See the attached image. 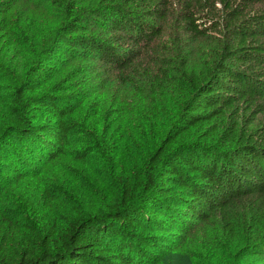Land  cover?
Returning <instances> with one entry per match:
<instances>
[{
    "label": "trees",
    "instance_id": "1",
    "mask_svg": "<svg viewBox=\"0 0 264 264\" xmlns=\"http://www.w3.org/2000/svg\"><path fill=\"white\" fill-rule=\"evenodd\" d=\"M119 1L97 10L89 21L75 2L60 0L66 16L62 47L92 52L118 77L144 60L156 65L155 74L143 70L156 92L169 76V62L150 53L168 0ZM217 1L224 23L207 22L188 6L180 15L186 39L219 31L221 50L198 75L188 59L183 61L177 86L186 103L166 131L143 137L134 183L121 180L117 193L103 197L95 210L86 208L88 201L82 208H66L38 235L0 207V264H146L149 252H162L186 222L215 218L230 249L264 257V0ZM90 22L111 34L114 43L82 35L83 23ZM6 38H12L9 32ZM35 58H16L14 68L21 75L12 82L8 116L0 117V168L18 185L24 182L26 156L53 162L64 154L71 135L68 109L45 91L49 78L34 77ZM143 118L144 126L150 120ZM258 121L261 126L250 129ZM43 200L52 211L48 190ZM239 205L244 214L238 213Z\"/></svg>",
    "mask_w": 264,
    "mask_h": 264
},
{
    "label": "rangeland",
    "instance_id": "2",
    "mask_svg": "<svg viewBox=\"0 0 264 264\" xmlns=\"http://www.w3.org/2000/svg\"><path fill=\"white\" fill-rule=\"evenodd\" d=\"M59 1L55 4L46 0H0V117L8 116L12 82L14 78L19 81L21 75L14 68L16 58L32 55H36L39 65L34 77L47 75L45 91L59 96L68 109L66 122L71 135L62 156L48 163L38 156H26L21 185L11 180V172L0 168V207L37 235L53 219L58 220V213L65 214L66 208H82L88 203L86 208L95 210L103 203V197L117 193L115 189L121 180L133 184L137 159L141 165L137 154L143 137L166 131L186 103V94L177 86L186 68L183 61L188 59L198 75L217 60L220 32L197 41L186 39L180 30V15L185 8L204 16L207 22L224 23L217 0H168L167 16L158 23L161 35L152 43L150 55L154 60L164 58L169 62L165 65L169 76L153 92L143 70L155 74L156 65L144 60L118 77L117 72L102 66L92 52L81 54L71 46L63 49L65 33L61 27L66 16L65 5ZM72 1L89 21L97 10L123 3ZM130 7L136 5L132 3ZM254 8L258 9V5ZM83 26L82 35L114 43L111 34L95 28L93 23ZM8 32L10 40L6 38ZM35 59L29 66L36 64ZM142 117L150 122L143 126ZM219 126L223 124L218 123ZM259 126L258 121L250 129ZM197 137L189 140L195 141ZM45 190L54 198L52 211L47 210L43 200ZM237 209L244 214L240 205ZM186 223L185 229L175 232L172 243L162 252H149L146 264H264V257L233 251L227 246L219 218L208 223Z\"/></svg>",
    "mask_w": 264,
    "mask_h": 264
}]
</instances>
